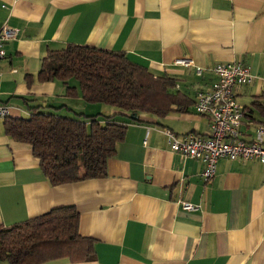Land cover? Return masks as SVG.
<instances>
[{
    "label": "crops",
    "instance_id": "1",
    "mask_svg": "<svg viewBox=\"0 0 264 264\" xmlns=\"http://www.w3.org/2000/svg\"><path fill=\"white\" fill-rule=\"evenodd\" d=\"M4 26L18 31L0 63V103L10 117L62 106L65 115L118 114L68 98L62 82L38 81L48 53L68 45L121 52L157 77L174 78L193 105L165 118L140 117L128 125L105 178L61 186L51 185L29 145L5 135L2 121L1 225L76 207L81 236L95 241V260L45 264H264V166L222 159L206 183L204 164L172 152L165 133L211 137L210 118L195 109L197 93L216 80L217 64L240 62L255 76L236 90L245 107L240 131L255 140L264 121V0H0ZM183 202L198 209L185 210Z\"/></svg>",
    "mask_w": 264,
    "mask_h": 264
},
{
    "label": "trees",
    "instance_id": "2",
    "mask_svg": "<svg viewBox=\"0 0 264 264\" xmlns=\"http://www.w3.org/2000/svg\"><path fill=\"white\" fill-rule=\"evenodd\" d=\"M27 79L31 85L33 77ZM38 81L62 82L68 98L79 97L85 104L118 111L112 116H88L68 109L71 115H65L58 112L63 106L53 111L35 107L28 117L4 120L5 135L31 147L52 186L105 178L129 124L145 115L165 118L184 113L193 105L176 91L174 78L157 77L121 52L90 46L68 45L50 51ZM79 224L80 213L74 206L59 207L11 227L0 224V262H92L95 241L81 236Z\"/></svg>",
    "mask_w": 264,
    "mask_h": 264
},
{
    "label": "built area",
    "instance_id": "3",
    "mask_svg": "<svg viewBox=\"0 0 264 264\" xmlns=\"http://www.w3.org/2000/svg\"><path fill=\"white\" fill-rule=\"evenodd\" d=\"M18 31L4 26L0 28V63L6 58L5 47L17 38ZM177 65L191 66L188 59H179ZM199 76L202 68H196ZM216 80L208 90L197 93L195 109L197 114L208 116L211 120V137L195 134L179 136L166 129L171 151L185 157L196 159L204 164L201 178L209 183L216 176L218 162L257 161L264 166V121L256 126L253 141L243 139L240 131L245 117V107L238 102L236 90L254 82L255 76L240 62L219 63L213 68ZM11 115L8 105L0 103V123ZM185 210L195 211L197 206L183 202Z\"/></svg>",
    "mask_w": 264,
    "mask_h": 264
},
{
    "label": "rangeland",
    "instance_id": "4",
    "mask_svg": "<svg viewBox=\"0 0 264 264\" xmlns=\"http://www.w3.org/2000/svg\"><path fill=\"white\" fill-rule=\"evenodd\" d=\"M54 64V63H53ZM89 107L94 108V107H97L96 105H90ZM24 117H26V115H23ZM7 263V262H6Z\"/></svg>",
    "mask_w": 264,
    "mask_h": 264
}]
</instances>
